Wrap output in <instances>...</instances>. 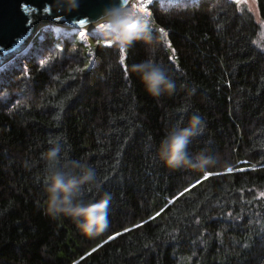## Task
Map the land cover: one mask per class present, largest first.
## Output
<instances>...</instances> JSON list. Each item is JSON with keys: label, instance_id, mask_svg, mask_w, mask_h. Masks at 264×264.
<instances>
[{"label": "trees", "instance_id": "obj_1", "mask_svg": "<svg viewBox=\"0 0 264 264\" xmlns=\"http://www.w3.org/2000/svg\"><path fill=\"white\" fill-rule=\"evenodd\" d=\"M256 8L260 21L235 0H157L152 42L123 52L103 41L90 55L76 29L37 31L0 68V264H246L254 251L261 262L264 0ZM149 56L173 94L153 98L131 71ZM193 114L207 126L189 153L218 162L169 170L157 147ZM51 139L95 168L86 196L111 194L103 234L46 213L40 157Z\"/></svg>", "mask_w": 264, "mask_h": 264}, {"label": "clouds", "instance_id": "obj_2", "mask_svg": "<svg viewBox=\"0 0 264 264\" xmlns=\"http://www.w3.org/2000/svg\"><path fill=\"white\" fill-rule=\"evenodd\" d=\"M68 10L78 7L77 0H65ZM153 25L149 16L132 6L131 0H114L106 6L95 22V38L110 41L121 51H126L137 42L151 43ZM135 73L144 90L153 98L176 91V82L168 70L151 56L133 64ZM204 121L193 114L187 125L178 121L172 125L160 140L157 156L169 170L187 169L194 172L207 171L217 164L207 150L195 154L188 151L192 141L204 133ZM43 161V193L46 213L53 219L65 217L71 220L77 230L88 238L103 234L109 227L108 208L111 194L97 191L99 198L85 195L89 189L98 186L97 172L86 160L73 159L66 154L64 145L58 139L48 141V147L41 153Z\"/></svg>", "mask_w": 264, "mask_h": 264}, {"label": "water", "instance_id": "obj_3", "mask_svg": "<svg viewBox=\"0 0 264 264\" xmlns=\"http://www.w3.org/2000/svg\"><path fill=\"white\" fill-rule=\"evenodd\" d=\"M114 0H77L68 10L65 0H0V68L29 45L42 26L82 29L95 23Z\"/></svg>", "mask_w": 264, "mask_h": 264}, {"label": "rangeland", "instance_id": "obj_4", "mask_svg": "<svg viewBox=\"0 0 264 264\" xmlns=\"http://www.w3.org/2000/svg\"><path fill=\"white\" fill-rule=\"evenodd\" d=\"M137 1L138 0H131L132 6L135 8L138 7L136 5ZM235 1L238 3V5L245 6L249 10L251 15L256 19V21H260L258 17V11L256 8V0H235ZM43 28L44 26H42L40 29ZM50 28L52 29L53 32L52 35L53 34L56 35V33L58 34L60 31H66L67 29H70L60 25H51ZM40 29L38 31H40ZM74 40L80 43L85 48V50L89 52L90 55L92 54L95 45L98 42H103L102 40H98L95 38V24H93L92 27L90 28H82L77 30V32L74 34ZM259 246H257L258 249ZM257 252L258 251H254L252 254H250V258L248 259V261H246V264H264V258L262 259L261 262H259L258 259L259 257H257Z\"/></svg>", "mask_w": 264, "mask_h": 264}, {"label": "built area", "instance_id": "obj_5", "mask_svg": "<svg viewBox=\"0 0 264 264\" xmlns=\"http://www.w3.org/2000/svg\"><path fill=\"white\" fill-rule=\"evenodd\" d=\"M155 1L157 0H138L136 2V7L137 9L140 8L141 6L145 7L146 11L149 12V7L152 5ZM168 1H177V0H168Z\"/></svg>", "mask_w": 264, "mask_h": 264}, {"label": "snow or ice", "instance_id": "obj_6", "mask_svg": "<svg viewBox=\"0 0 264 264\" xmlns=\"http://www.w3.org/2000/svg\"><path fill=\"white\" fill-rule=\"evenodd\" d=\"M137 10H138L140 13H142V14H144V15H146V16H149V15H150V13L147 12L146 9H145V7H143V6H141V7L138 8ZM160 31L162 32L163 36L166 38L167 33L164 32L163 29H161ZM122 52H123V50H122ZM122 62H123V58H122ZM229 171H231V169H229ZM262 195H264V193H262Z\"/></svg>", "mask_w": 264, "mask_h": 264}, {"label": "bare ground", "instance_id": "obj_7", "mask_svg": "<svg viewBox=\"0 0 264 264\" xmlns=\"http://www.w3.org/2000/svg\"><path fill=\"white\" fill-rule=\"evenodd\" d=\"M93 24H95V23H91V24L87 25L86 28L92 27Z\"/></svg>", "mask_w": 264, "mask_h": 264}]
</instances>
